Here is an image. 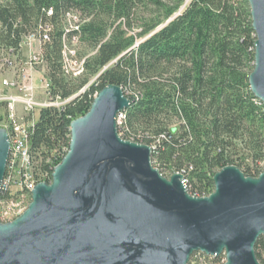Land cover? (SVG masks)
Segmentation results:
<instances>
[{
    "label": "trees",
    "instance_id": "obj_1",
    "mask_svg": "<svg viewBox=\"0 0 264 264\" xmlns=\"http://www.w3.org/2000/svg\"><path fill=\"white\" fill-rule=\"evenodd\" d=\"M185 2H0L3 68L9 55L20 57L24 36L35 33L40 39L48 29L49 39L39 41L38 53L49 97L61 104L39 109L30 134L29 152L39 160L38 168L52 171L68 150L70 122L88 111L101 88L116 84L130 100L117 116L118 134L151 146L153 166L166 177L182 172L190 194L211 193L212 176L225 165H236L249 176L263 170L264 105L248 84L255 33L247 0ZM72 13L79 14V21L67 28ZM73 41L93 52L78 54L83 58L76 72L82 71L80 76L68 75ZM254 250L264 264V236Z\"/></svg>",
    "mask_w": 264,
    "mask_h": 264
},
{
    "label": "water",
    "instance_id": "obj_2",
    "mask_svg": "<svg viewBox=\"0 0 264 264\" xmlns=\"http://www.w3.org/2000/svg\"><path fill=\"white\" fill-rule=\"evenodd\" d=\"M247 3L255 33L248 84L264 105V0ZM129 105L122 88L108 84L70 122L51 180L34 185L21 214L0 221V264H188L194 253L260 264L264 169L249 176L225 165L211 193L193 196L182 172L166 177L153 166L151 146L118 134L117 116ZM9 150L0 127V198Z\"/></svg>",
    "mask_w": 264,
    "mask_h": 264
},
{
    "label": "built area",
    "instance_id": "obj_3",
    "mask_svg": "<svg viewBox=\"0 0 264 264\" xmlns=\"http://www.w3.org/2000/svg\"><path fill=\"white\" fill-rule=\"evenodd\" d=\"M47 30L48 29L45 28L42 31L48 34ZM47 34H44L42 37L43 40L40 39L39 41L43 42L46 41V39H49V36ZM31 37L32 36H30V39L26 37L30 45L34 41L31 39ZM74 53L75 52L70 48V55H67L68 58H70L69 68H71L72 64H74ZM26 64L32 67L35 65L43 64V60L41 59L38 52L33 51L27 57ZM73 75H75V72H73ZM42 81L45 85V94L48 96V81L45 79V77L44 79H42ZM23 90L24 92H26L27 90L28 92H30L32 88L26 90L23 88ZM20 100L21 102L23 101V99ZM8 103L9 107L12 109L15 104L14 98H12L11 100L9 98ZM25 104L26 108L29 110H31L35 106H39L41 109L55 105L51 100L47 102H38L31 97H28V101ZM8 116L9 122L6 126V130L10 142V150L6 171L1 186V197L2 195L3 197L2 206H0V220L2 219L4 221H10V216H18L23 212V210L27 206L25 204L29 203L30 192L34 185L40 181H49L51 179L52 172L41 170L40 168H38L33 156L32 166H24L25 153H27V142H29L30 134L35 125L34 119L22 118L21 121V119H19L16 115L10 114ZM53 167L54 165H52V169Z\"/></svg>",
    "mask_w": 264,
    "mask_h": 264
},
{
    "label": "rangeland",
    "instance_id": "obj_4",
    "mask_svg": "<svg viewBox=\"0 0 264 264\" xmlns=\"http://www.w3.org/2000/svg\"><path fill=\"white\" fill-rule=\"evenodd\" d=\"M4 1L5 0H0V2H4ZM187 1L188 0H186V2ZM78 21H79L78 13L70 14L67 19V25H66L67 28L76 27V24ZM68 46L69 48H71V50L75 52V56L73 58L76 62V63L74 62V64H72V67L69 68L70 59L67 58L66 61L68 62V68H69L68 75L80 76L82 74V71L80 73H76V72L79 70L78 67L80 66L83 58H80L78 54H83V53L91 54L93 52L92 50L85 49L84 46L80 44L78 41H73L69 43ZM38 48H39V44L37 41L32 42L30 45V43L28 42V39H26V37H23L21 47H20V50H21L20 57L18 58L16 57V55L14 56L9 55L10 57L8 58L9 60L13 62V64L5 68H3V66L1 65L4 62V60H1L2 62L0 64V103H4L5 106L0 108V116H1L0 127H3L6 129V126H7V117L9 115V110L7 106L9 104L8 103L9 98L11 100V98H14V97L24 96L23 86L28 85L29 83L33 85V90L27 93L28 94L27 97H31L38 102H47L51 100V98L47 96L44 92L45 85H44V82L42 81V79H44V75L46 77L45 64L35 65L33 66V68L30 67L28 64H26L27 57L29 56V54L33 51L38 52ZM2 54L4 55L3 51L1 52V55ZM6 58H7V55H6ZM73 72H75V75H73ZM94 79L95 77H91L89 83L93 82ZM4 81H6L7 83H11V85L10 86L4 85L3 83ZM39 109H40L39 106H35L34 108L31 109V114L23 113L21 103L15 102L14 107L12 109V113L13 115H16L19 119H21V121H22V118L32 119L33 114H34L35 120H38L37 110ZM28 115L30 116L28 117ZM37 162H39V160ZM260 164L261 166H263V169H264V161H262ZM170 175H168L167 177H169ZM25 205H27V203ZM191 259H190L191 264H210V262H212L213 260L211 256H206L205 254L203 255V253H197L195 255H192ZM224 261H225V256L224 254H221L219 262H222L221 264H223Z\"/></svg>",
    "mask_w": 264,
    "mask_h": 264
},
{
    "label": "bare ground",
    "instance_id": "obj_5",
    "mask_svg": "<svg viewBox=\"0 0 264 264\" xmlns=\"http://www.w3.org/2000/svg\"><path fill=\"white\" fill-rule=\"evenodd\" d=\"M35 34V33H34ZM34 34H29V35H26V36H24V37H27V38H29L30 39V36H32L31 37V39L32 40H34L33 42H35V41H37L38 42V44H39V40L41 39V40H43L42 39V37H43V35L44 34H47L46 32H42L41 34H40V39H37V38H35V35ZM48 39H46V41H47ZM43 42H45V41H43ZM21 43H22V41H21ZM20 47H21V44H20ZM14 55H16V54H13V56ZM14 63H15V61H14ZM6 64H8L7 65V67L8 66H10L11 64H13V62L12 61H7V63ZM32 68H33V66H32ZM44 77H45V75H44ZM46 78V77H45ZM6 81H4L3 83H4V85H7V86H10L11 85V83H5ZM24 87V89L26 90V89H31L32 88V90H33V85L31 84V83H29L28 85H25V86H23ZM24 91V90H23ZM45 92V91H44ZM26 93V94H25ZM28 93V90L26 91V92H24V96H21V97H14V100H15V102H20L21 103V105H22V111H23V113H28V114H31V110H29V109H27L26 108V104L25 103H27V101H28V97H27V94ZM48 93H49V90H48ZM49 96V95H48ZM12 99V98H11ZM20 99H23V101L21 102V100ZM20 100V101H19ZM54 106H58V105H60L61 103H55L54 102ZM8 107V110H9V115L10 114H13L12 113V109L9 107V105L7 106ZM37 112H39V110H37ZM30 115H28V117H29ZM33 119H34V121H36L35 120V118H34V114H33ZM8 122H9V116L7 117V125H8ZM24 166H32V158H31V156H30V152H29V144H28V142H27V153H25V158H24ZM51 180V179H50ZM183 184H184V186H186V180L183 178ZM13 217H16V216H10V220L13 218ZM13 220V219H12ZM8 222V221H7Z\"/></svg>",
    "mask_w": 264,
    "mask_h": 264
},
{
    "label": "flooded vegetation",
    "instance_id": "obj_6",
    "mask_svg": "<svg viewBox=\"0 0 264 264\" xmlns=\"http://www.w3.org/2000/svg\"><path fill=\"white\" fill-rule=\"evenodd\" d=\"M186 187V186H185ZM189 193V192H188ZM190 194V193H189Z\"/></svg>",
    "mask_w": 264,
    "mask_h": 264
}]
</instances>
